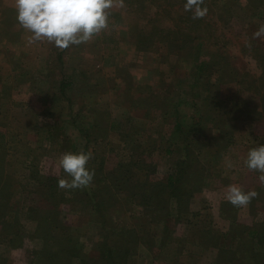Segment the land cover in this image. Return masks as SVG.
<instances>
[{
  "label": "rangeland",
  "instance_id": "1",
  "mask_svg": "<svg viewBox=\"0 0 264 264\" xmlns=\"http://www.w3.org/2000/svg\"><path fill=\"white\" fill-rule=\"evenodd\" d=\"M183 2L113 0L107 29L59 49L47 41L30 42L32 34L16 21L15 0H0V189L6 197L0 200L3 220L6 216L0 222V264H78L56 252L67 245L56 229L64 224L84 255L95 249L101 225L88 188L58 187L59 179L68 178L59 157L80 151L92 154L88 167L94 179L115 172L118 164H143L145 170L132 166L127 175L137 183L130 191L131 183H123L121 192L111 188L116 200L108 203L114 206L106 219L115 230L142 237L129 264L148 263L158 250L150 251L147 244L163 239L162 224L150 222L153 205L138 204L145 192L157 196L154 184L174 174L184 154L175 139L177 116L183 129L194 124L201 129L188 142L205 179L179 208H169L171 233L149 264H191L197 258L194 264H236L245 256L247 240L240 243L238 236L246 239L264 224V184L245 164L249 149L264 144V111L244 120L219 113L227 97L241 94L259 108L264 100L235 81L220 85L216 66L198 72V58L208 57L199 54L197 40L162 39L161 30L172 37L175 31L187 32L181 28H189L192 16ZM205 6L202 29L193 35L205 44L202 50L222 52L224 70L248 72L262 84L264 36L253 38V33L264 26V0H205ZM173 44L183 49L176 53ZM257 92L264 94V86ZM231 184L258 195L246 206H233L226 199ZM43 215L51 221L44 222ZM46 248L55 263L44 257Z\"/></svg>",
  "mask_w": 264,
  "mask_h": 264
},
{
  "label": "trees",
  "instance_id": "2",
  "mask_svg": "<svg viewBox=\"0 0 264 264\" xmlns=\"http://www.w3.org/2000/svg\"><path fill=\"white\" fill-rule=\"evenodd\" d=\"M255 7L257 5L255 4ZM258 8V7H257ZM260 8V7H259ZM258 8V9H259ZM189 28H181L183 30H186L188 32V35H186L187 32L183 31H175L173 33V37L168 34L169 36H166V32L161 30L158 34L162 36V39H167V41L171 40L172 43L174 39L178 38L179 36H183L185 41H190V43L195 40L198 42V46H200L199 54L207 56V59H204L202 56H197L198 58V64H196V69L199 72L202 67H205V65H213L218 68V79L219 84H223L227 79L231 81H235L236 84L246 90L248 94H255V97H259L260 100H264V94L261 96H258V90L264 86V73L261 74V82L262 84H256V80H253V77L249 75L248 72L244 73H237L233 70V68H229V71L224 70L225 65L222 63V60L224 59V55H222V52L218 51H211V50H202V45L204 46L201 38L197 35L193 36L195 33H197L198 29H202L200 27V19H192L189 18L188 20ZM198 28V29H197ZM167 37V38H166ZM171 46V45H170ZM205 48V46H204ZM183 49V46H180V44H173L172 50L176 52H179ZM193 51V48H191ZM176 52V53H177ZM255 57V56H254ZM259 57V56H258ZM264 57V56H263ZM206 61V62H203ZM262 68H264V60H260V64H262ZM237 74L239 78L237 77ZM241 76V77H240ZM61 86L60 88H62ZM63 89V88H62ZM239 90V89H238ZM239 93V91L237 92ZM225 100V104H223L222 112L219 114H222L224 117H227L228 119H234V120H244L250 117L251 115H259L258 110L264 111V105L261 102L260 108L257 107L251 103L246 97H243L241 94L240 96L236 95L234 97H227ZM179 105V103L177 104ZM244 108V109H242ZM244 113V114H243ZM190 126V128H184L181 125L180 120L178 119V116L176 117V123L174 125V132L176 133L175 139L179 141L183 146V156L182 158L177 161L174 164V174H169L164 180L157 182L154 184L153 188L157 190V196H149L145 193L141 194L140 202L138 204L141 208H149L152 206L153 214L150 212V222H158L162 224V235L163 239L157 243V245L150 242V244H147V248L151 250H158L157 254L155 252L154 257L146 264H149L151 261L157 259L160 255L161 249L166 245L167 238L169 237V234L171 233L170 228V213L169 208H172L174 205L178 206V208L181 205V201L187 197L192 195V192L201 189L204 184V171H202V167L199 164V161H195L194 159H191V150L190 145L191 143L188 142L189 137L191 136V142L193 140V137L196 133H199L201 129H199L197 124ZM222 134L225 136L226 133L222 132ZM182 141V142H181ZM263 144V143H262ZM132 166L140 167L141 169L145 170L142 163L138 162L135 164H118L116 166L115 172L110 173L108 175L102 174L99 177L92 180V183L96 185V187L93 188L92 183L87 186L89 192L87 194L88 201L92 204V209L98 213V223L101 225L100 228V237L98 241L95 244V249L92 250V253L88 255L83 254L82 247L77 246L78 240L76 239L75 235L69 231V227L64 224L60 230L59 228H56L59 232H64V235L61 233L63 241H66L67 245L63 247L62 245L59 246V249L56 250V252L61 253V256L66 255V257L72 261L77 260L78 264H129L131 258L135 255L137 251L136 243L137 241L143 243L142 237L139 235H136L133 231L125 230L123 228L115 230L112 224L109 223V219H106L107 217H110L111 213L109 212L110 209L114 206V204H108L115 202V195L111 193V188H114L115 193L116 190L118 192L122 191L123 183H131L127 185V189L129 186V191L132 189L133 185L132 182H130V177H127V175L131 174ZM1 169V167H0ZM1 176V173H0ZM126 179L128 180L127 182ZM125 184V185H126ZM3 189H0V200H6V197H3ZM155 196V195H154ZM160 196H164L166 199L161 200ZM151 199H149V198ZM115 199V200H111ZM70 201V200H69ZM58 207L57 204H55L56 210ZM180 211V210H179ZM102 213V214H100ZM106 213V215H105ZM3 216L0 214V222H5L3 220ZM55 219V218H54ZM42 220L47 223L51 221V218L48 215H43ZM53 220V219H52ZM112 222V221H111ZM116 223V222H115ZM110 224V225H109ZM117 224V223H116ZM2 231L4 233L8 234L7 224H3ZM61 226V225H60ZM254 230H251L246 234V239L242 236H238L239 241L241 243V240L245 242L243 245L245 246L243 253H245V256L241 257L238 256L237 261L235 260V263L238 264L239 262L241 264H245V261H251L249 264H264V224L260 225L259 228H253ZM68 231V232H67ZM235 231V230H234ZM240 233V232H238ZM242 234V233H240ZM239 234V235H240ZM12 235H10L11 237ZM203 235L199 236V240L203 241ZM206 236H210L209 232L206 233ZM212 237L210 236V239ZM135 240V241H133ZM13 242L15 241L13 239L10 240V246H13ZM134 246V248H131ZM202 244V243H201ZM49 245V244H46ZM242 245V246H243ZM66 253V254H65ZM44 257L50 260V258L54 259V263L56 261L55 255L53 253H49L48 249H44L43 251ZM50 254V255H49ZM93 257V261L89 262V258ZM66 259V258H65ZM198 259V258H197ZM197 259H195L191 264H194L197 262ZM260 259V261L258 260ZM225 264H233L232 262H226Z\"/></svg>",
  "mask_w": 264,
  "mask_h": 264
},
{
  "label": "clouds",
  "instance_id": "3",
  "mask_svg": "<svg viewBox=\"0 0 264 264\" xmlns=\"http://www.w3.org/2000/svg\"><path fill=\"white\" fill-rule=\"evenodd\" d=\"M113 0H15L16 21L32 34L30 42L47 41L59 49L88 42L108 27ZM185 12L192 19L203 18L208 9L205 0H184ZM264 36V26L253 33V38ZM92 158L87 152H65L58 160L59 167L68 178L58 180L62 189L87 187L95 175L89 169ZM250 171L264 184V144L250 148L245 160ZM226 199L233 206H246L258 195L255 190L245 192L239 185H228Z\"/></svg>",
  "mask_w": 264,
  "mask_h": 264
},
{
  "label": "crops",
  "instance_id": "4",
  "mask_svg": "<svg viewBox=\"0 0 264 264\" xmlns=\"http://www.w3.org/2000/svg\"><path fill=\"white\" fill-rule=\"evenodd\" d=\"M201 253H202V252H201ZM198 254H199V253H198ZM198 254H197V255H198ZM198 256H200V254H199ZM196 263H197V262H196Z\"/></svg>",
  "mask_w": 264,
  "mask_h": 264
}]
</instances>
